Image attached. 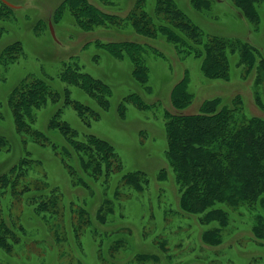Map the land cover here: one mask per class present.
<instances>
[{
  "label": "rangeland",
  "instance_id": "rangeland-1",
  "mask_svg": "<svg viewBox=\"0 0 264 264\" xmlns=\"http://www.w3.org/2000/svg\"><path fill=\"white\" fill-rule=\"evenodd\" d=\"M6 1L10 5L0 0V204L13 237L8 248L7 240L0 246V264H264V240L252 230L253 212L246 207L229 211L220 244L208 243L205 232L218 223H205L203 214L180 208L181 187L166 158V122L174 111L172 88L179 81L193 95L183 112H195L213 97L230 106L237 95L238 117L264 120V1L254 3L257 18L249 19L233 0H211L208 9L172 0L204 40L212 37V43L226 48L238 40L253 50L246 70L235 49L228 80L209 78L202 57L179 54L163 36L138 35L128 14L139 4L134 0ZM141 4L152 12L155 0ZM99 12L109 18L100 20ZM122 40L145 46L140 50L143 83L134 76L136 64L126 50L111 51L110 43ZM191 45L196 48L195 42ZM65 69L71 81L81 72L106 84L108 94L98 95L107 106L79 80L65 81ZM38 85L45 88L44 103L31 108V122L27 110L17 124L14 113L33 91L23 90ZM67 100L87 108L78 113ZM57 119L75 131L77 140L91 134L111 143L121 163L116 175L140 171L147 185L140 191L122 185L117 195L113 178L105 185L102 178L93 182L84 175L88 187L75 185L61 162L62 147H71L55 127ZM27 126L32 133H26ZM41 135L49 145L39 144ZM21 164L22 175L11 193L7 181ZM25 185L40 188L42 199L58 193L56 212L36 211V198L23 193ZM105 199L115 208L101 223L95 213ZM80 208L92 225L79 217Z\"/></svg>",
  "mask_w": 264,
  "mask_h": 264
},
{
  "label": "trees",
  "instance_id": "trees-1",
  "mask_svg": "<svg viewBox=\"0 0 264 264\" xmlns=\"http://www.w3.org/2000/svg\"><path fill=\"white\" fill-rule=\"evenodd\" d=\"M143 0H134L135 4L128 13L132 20L131 27L134 31L145 38L157 39L163 36L166 41L172 43L179 54L202 57L204 73L211 79L228 80L232 70V61L235 59V49L239 50L238 61L247 64L248 70L254 59L253 50L246 44L238 40L230 48L216 45L209 40H204L198 32L202 33L181 10L174 6L172 0H155L152 12L145 10L141 4ZM194 7L208 9L211 0H190ZM264 0H233L242 13L249 19L257 18V11L254 3ZM143 6V7H142ZM100 13V12H99ZM157 17V22L152 21V17ZM99 19L109 18L106 13L98 14ZM161 19H168L162 21ZM182 28L177 30L170 23ZM255 20L254 22H256ZM197 40V42L195 41ZM195 42L196 48L191 45ZM111 51L116 54L126 50V53L136 64L133 73L137 81L143 83L145 74L143 69V57L140 50H145V46L138 42L122 40L110 43ZM132 47V48H131ZM154 50L156 48H153ZM245 70V71H246ZM247 72V71H246ZM70 80L68 70L65 69L62 77L67 82H73L86 89L103 106L107 103L101 101V95H107L108 86L98 79L90 77L88 74L78 72ZM82 78V79H81ZM81 80H84L81 82ZM182 81L177 82L172 88L173 112L166 122L167 149L166 158L172 168V173L176 182L180 185L181 194L179 206L186 213L203 214L200 218L205 223L217 222L218 226L205 232L208 243L219 245L221 229L227 224L230 216L229 211L237 213V208L246 207L254 214V225L252 230L257 239L264 240V120L260 117L245 118L241 114L236 100V96L230 106L220 105L218 97L203 100L195 112H183L192 103L193 95L182 85ZM31 92V96L25 99L26 103L19 104L20 109H16L15 121L18 124L20 116L28 114L32 121L33 109L40 107L43 102L45 88L38 85L33 89H24ZM174 96V99H173ZM78 113L83 112L87 107L76 101L67 100ZM15 106V105H14ZM33 107V109H31ZM31 109V114H30ZM58 115V114H57ZM56 115V116H57ZM55 127L62 132L64 141L71 147L61 149V162L70 175L75 185L88 187L84 178L86 175L91 181L102 178L105 185L111 178L116 180L115 195L117 189L122 185L140 191L148 183V179L143 172H125L117 176L121 171V163L115 148L108 141L88 134L83 140H77L75 131L71 129L65 121L57 119ZM30 134L33 131L28 130ZM48 138L44 135L38 137L39 144L49 145ZM53 148L57 150L56 146ZM53 149V151H54ZM78 166V167H76ZM16 167V166H15ZM22 164L17 166L16 172L13 168L11 179L7 181L6 189L13 192L18 183ZM101 183V185H103ZM7 191H5L7 193ZM29 194L31 199H35V210L38 212L55 213L58 208V193L52 191L47 194L46 199H42L40 188L31 189L25 185L23 193ZM5 193V194H6ZM2 203V202H0ZM105 199L96 211L95 219L101 223L106 220L107 214L114 212L115 203ZM0 204V246L7 240V247L10 245L9 239L13 237V232L9 229L5 220V215ZM78 215L85 221H90L89 213L84 209L78 210ZM86 223V222H84ZM87 225H92L91 222ZM11 231V235L10 234ZM76 235V233H75ZM12 239V238H10Z\"/></svg>",
  "mask_w": 264,
  "mask_h": 264
},
{
  "label": "water",
  "instance_id": "water-1",
  "mask_svg": "<svg viewBox=\"0 0 264 264\" xmlns=\"http://www.w3.org/2000/svg\"><path fill=\"white\" fill-rule=\"evenodd\" d=\"M1 1L4 2V3L7 4V5H10L6 0H1ZM49 28H50V32H51L52 37H54V32H53V30H52L51 25H49Z\"/></svg>",
  "mask_w": 264,
  "mask_h": 264
}]
</instances>
